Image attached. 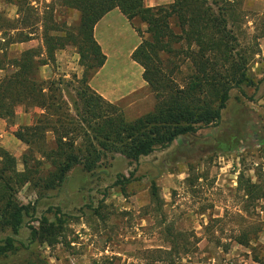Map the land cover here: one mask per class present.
<instances>
[{
	"label": "rangeland",
	"instance_id": "374dc122",
	"mask_svg": "<svg viewBox=\"0 0 264 264\" xmlns=\"http://www.w3.org/2000/svg\"><path fill=\"white\" fill-rule=\"evenodd\" d=\"M33 4L39 14L54 6L61 24H78L79 13L59 0ZM0 10L19 18L16 0H0ZM240 12L230 27L243 47L255 45L251 67L257 85L233 89L218 124L158 148L138 163L108 154L93 172L76 164L56 188L30 183L19 188L18 201L36 208L26 220L36 227L44 215L55 221L59 208L64 230L55 245L29 244L27 225L17 235L0 226V240L13 235L18 248L0 257V264H264V0H241ZM36 26L26 28L34 32L32 43L10 44V56L20 55L28 43L43 47L42 28ZM95 34L107 59L83 85L80 101L84 67L74 46L59 50L57 61L42 66L41 75L60 82L72 113L78 100L84 121L105 128L108 135L121 129L130 133L152 114L157 101L145 67L134 57L148 36L146 24L115 8L98 22ZM180 67L184 74L189 69L183 62ZM5 72L0 69V77ZM38 110L19 106L12 120H0V145L17 158L19 170L28 145L14 131L31 124ZM44 166L45 172L53 169L48 161ZM124 176L132 181L118 184ZM153 182L158 198L152 196ZM251 182L255 186L249 188Z\"/></svg>",
	"mask_w": 264,
	"mask_h": 264
},
{
	"label": "trees",
	"instance_id": "16d2710c",
	"mask_svg": "<svg viewBox=\"0 0 264 264\" xmlns=\"http://www.w3.org/2000/svg\"><path fill=\"white\" fill-rule=\"evenodd\" d=\"M33 2L16 0L17 20L0 10V69L6 71L0 77V118L12 120L19 106L39 109L31 124H22L14 131L28 145L22 156L23 170L18 169L17 158L0 145V226L17 235L27 225L29 244L40 241L55 245L65 223L60 209L55 212V221L44 215L40 225L34 226L26 218H33L36 208L18 201L19 188L27 183L46 190L56 188L76 164L93 172L108 154L120 153L138 163L158 148L218 124L232 90L257 85L251 67L257 50L253 44L243 47L230 27L240 16L241 0H172L155 6H149L146 0H59L62 7L79 13L76 26L59 23L52 5L39 14ZM115 8L146 24L148 36L134 57L145 67L144 76L157 101L155 110L141 125L130 133L121 129L113 136L105 128L83 120L78 100L72 113L60 82L42 77L41 68L54 64L59 50L74 46L84 67L80 101L83 85L107 59L96 39L95 26ZM36 25L42 28L43 47H30L18 57L10 56L8 46L33 39L34 32L26 28ZM182 62L189 67L185 74ZM46 161L53 168L47 172L43 170ZM131 181V177L124 176L117 183ZM254 186L249 183V188ZM151 188L152 196L158 198L155 182ZM238 242L246 243L242 239ZM17 249L13 235L0 240V257Z\"/></svg>",
	"mask_w": 264,
	"mask_h": 264
},
{
	"label": "crops",
	"instance_id": "0c3cea01",
	"mask_svg": "<svg viewBox=\"0 0 264 264\" xmlns=\"http://www.w3.org/2000/svg\"><path fill=\"white\" fill-rule=\"evenodd\" d=\"M109 13H110V12H109ZM121 13H122V12H121ZM107 14H108V13H107ZM122 14H123V13H122ZM97 28H98V23H97V25L95 26V31H96V32H97ZM95 35H96V34H95ZM96 39H97V38H96ZM33 40H34V39H33ZM33 40H31V41L29 40V42L32 43ZM30 43L27 44V46H26L27 48H28V47H29V48H30V47H38V46H33V44H30ZM21 44L23 45L24 43L21 42ZM23 48H24V47H23ZM27 48H26V49H27ZM24 50H25V49H24ZM256 55H257V53H256ZM11 56H12V55H11ZM18 56H19V55H14V56H12V57H18ZM0 120H1V121H2V120L5 121V119H2V118H0ZM0 133H1V131H0ZM0 136H3V134H0Z\"/></svg>",
	"mask_w": 264,
	"mask_h": 264
}]
</instances>
